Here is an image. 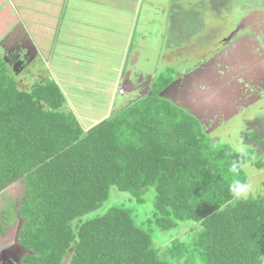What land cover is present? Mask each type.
<instances>
[{"label":"trees","instance_id":"16d2710c","mask_svg":"<svg viewBox=\"0 0 264 264\" xmlns=\"http://www.w3.org/2000/svg\"><path fill=\"white\" fill-rule=\"evenodd\" d=\"M166 77L84 132L54 81L21 89L0 61V234L22 221L13 264H264V180L247 199L232 190L264 158L214 141L162 98Z\"/></svg>","mask_w":264,"mask_h":264},{"label":"crops","instance_id":"0c3cea01","mask_svg":"<svg viewBox=\"0 0 264 264\" xmlns=\"http://www.w3.org/2000/svg\"><path fill=\"white\" fill-rule=\"evenodd\" d=\"M188 1L0 0V61L20 87L44 79L54 81L65 97L66 110L78 123L82 121L83 131L88 132L112 114L149 96L154 81L163 74L161 62L167 58L179 61L184 55L177 53L174 42L173 25L179 23L174 9L186 8ZM205 3L210 7V1ZM218 5L219 10L217 5L215 8L221 13V0ZM250 14L251 22L235 31L228 42L230 48L221 47L218 59L228 66L242 54L248 58L247 72L255 78L259 71L253 65L264 60V49L254 43L253 27L261 38L264 27L256 22L258 14L254 10ZM192 15L197 17L198 12L194 9ZM219 45L220 40L216 47ZM239 48L245 51L239 52ZM255 51L256 59L247 56ZM203 60L200 68L183 78L178 74L181 70L174 69L177 64L173 68L165 66L166 72L170 69L178 75L162 98L178 101L187 92L185 80L194 79L197 72L208 67ZM196 91L204 95L209 90ZM99 103L98 109L94 108Z\"/></svg>","mask_w":264,"mask_h":264},{"label":"rangeland","instance_id":"374dc122","mask_svg":"<svg viewBox=\"0 0 264 264\" xmlns=\"http://www.w3.org/2000/svg\"><path fill=\"white\" fill-rule=\"evenodd\" d=\"M202 1H205V2L210 1L211 2L210 7L211 6L215 7L217 5L218 10H219V5H218L219 0H189L187 2L186 8L177 6L174 9V13L175 12L176 14L178 13V20H179V23L176 22L173 25L174 32H176V35L174 37L175 39L174 42L176 43V46L178 48L177 53L178 52L181 53L182 51V53H185V54L183 56H179V61L171 62V60L167 58L161 62L162 69L160 70V73H163V75L165 74L167 76L166 79L175 80V77L178 74H180L179 75L180 78L192 75V73L194 72V69L200 68L202 65H199L200 61H197V59L193 58L192 55L190 56L187 55L186 49L188 48L189 51L200 50L201 49L200 48L201 47L200 45L201 37L206 35L209 38L211 34H215V35L221 34V30L217 29L218 26H216V24H219V21H218L219 18L217 16L219 12L217 15H212L210 17V25L208 24L202 25V20L205 19V17L209 15L210 13L209 6L205 2H202ZM229 1L221 0V6L223 8L228 7L229 9V6H230ZM247 1L248 0H239V2H242L244 6ZM194 9L195 11L198 12L197 17H194L193 15L191 16V11ZM244 11L245 9L243 7L240 8L241 13H243ZM253 28H254L253 36H255L256 34L255 30L257 27H253ZM249 32L252 33V31H249ZM169 35L170 33L168 30V36ZM244 37H251V36L246 35ZM256 38L257 39L259 38L258 33L256 34ZM214 42L216 44L218 40ZM261 45H262V48H264L263 40H262ZM212 47L214 48L215 46H212ZM220 51L221 49H218L216 53L213 52V54H211L210 56L208 55L207 58H205V61L207 62L208 67L202 68L201 71L197 72L196 77L194 79L190 78L191 80H185V83H186L185 90L187 89V92L182 94V96L179 97L177 99L178 101H176L175 103L181 108L191 110L192 113H194L196 116H198L202 120L201 122L203 123V125H208L209 118L214 117V119H217L216 122L219 121L218 124H220V126H214L213 129L208 130V132L212 134L214 141H218V139L220 138V140L223 141L222 144L224 143L232 144L233 143V146L237 150L245 149V150L250 151L252 146L258 142L256 137H259V135L261 136V134L263 133H255L254 130L244 129V127L246 126L245 124H243L244 126H239L240 121H239V118H237L239 114L236 112L238 107L236 106L240 103H242V105L245 104L243 102L245 98L244 97L245 89L243 86L249 85L250 87H252L255 84L256 86H260L261 82L258 84L253 83L251 82V80H248L245 77V74L241 75L237 73L240 70L247 69V68L244 69L243 65H241L240 59L238 58H236V61H233L228 66L223 65V62L220 59H218V55H220ZM259 51L261 53L260 48H259ZM255 52L253 54H255ZM165 56L166 54L164 55V57ZM209 59L211 62L209 61ZM2 63L5 64L4 62ZM233 64L234 66H232ZM261 64L263 63L260 62L258 63V66L253 65V67L255 66L256 69H259L261 68L260 66ZM174 65H176L174 69L177 68L178 72H180L181 70L180 73L177 74L176 72L174 74L173 70L171 71L170 69L169 71L166 72L168 67L171 66V68H173ZM165 66H168V67H165ZM236 70L238 71L236 72ZM24 79H27L26 76L24 77ZM29 86H32V85L29 83ZM29 86L26 85L25 88L21 86L20 88L25 89V90H30ZM188 86L189 88H187ZM199 89L204 90V91H207V90L209 91L205 93L204 95H197L196 90H199ZM190 91L193 93H191ZM100 105L101 103L97 105H93V106L94 108L98 109ZM232 105H233V108H231ZM252 105H255V102L250 104L248 108H251ZM245 109H247V107ZM261 112L262 111H258L255 113V115L260 113L264 117V112L262 113ZM250 115H252V112L250 113ZM79 123L81 124V127L84 129V126H85L84 123L82 121H79ZM261 123L264 124V121L261 120ZM238 128H239V131L236 130ZM251 134L253 136H251ZM230 135H233V136H230ZM242 138L245 140L247 139V145H241V143H238L239 140ZM262 143H264V141H262ZM251 150H253V148ZM255 154H257L260 160H263L264 153H262L261 155H258V153L256 152ZM247 172L249 173L248 178H252L253 180L259 176H261L260 180L264 178V174H262L261 171H257L253 167L251 168V166L247 167ZM251 186L254 189V192L252 195H255L256 193L260 191V188H261L260 184L256 185L255 183V185H251ZM22 190L23 189L20 184H15L6 191V194L7 196L12 197L14 202H16L19 198L22 197L23 195ZM0 206L4 207L3 200L1 199H0ZM19 224H22V221H19ZM15 226L17 229V224ZM12 228H15V227H12ZM19 232H20V228L19 230H17V232L14 231V233H19ZM9 236H10V233H9ZM9 236L7 238H4L3 235L0 234V254H1L0 264H13V262L15 261L18 262L17 259L14 260V256H13L14 250H13V246L11 245L12 239ZM16 249L20 250L19 247H16Z\"/></svg>","mask_w":264,"mask_h":264},{"label":"flooded vegetation","instance_id":"af4514ba","mask_svg":"<svg viewBox=\"0 0 264 264\" xmlns=\"http://www.w3.org/2000/svg\"><path fill=\"white\" fill-rule=\"evenodd\" d=\"M229 5H230L229 9H228V7H226V8L222 7V12L219 14H218V10L215 9V7H212V6H211V8L209 7L210 13H209V15H207L205 17V19L202 20V25H206V24L210 25V17L212 15L218 14L217 16L219 18V20H218L219 24H216V26H218L217 29L221 30V34H218V35L211 34L209 38L206 35L201 37V43H200L201 49L196 50V51H189V49L187 48L186 49L187 55H189V56L192 55L193 58H195L197 60H201L200 61V63H201L204 58H207V56L209 54H213V52H216L221 47L229 49L231 46V43L229 44L228 42L231 40L235 31L240 27L246 26L245 23L251 22L250 12H252L253 10L255 13L258 14V18H257L256 22H258V24H260L259 27H264V14L262 15V12H261V11H264V0H248L245 3V6L242 4V2H239V0H230ZM242 7L245 9V11L243 12V13L246 12L245 14L240 12V8H242ZM247 13L250 15V18H249V16H247ZM234 26H236L237 28H234ZM258 30H259V28H258ZM256 34H257V30H256ZM252 38H253V40H255L254 41L255 44L262 46L261 44H262V40L264 41V38L262 39L261 36H259L258 40L255 36ZM216 40H218V41L220 40V45L218 47H216V44L214 42ZM239 40H240V38H239ZM212 46H215L216 48L215 47L213 48ZM244 48H246V47H244ZM244 48H239V52H241V49L244 52L245 51ZM262 49H264V48H262ZM180 54H185V53H180ZM228 55H230V54H228ZM239 55H240L239 59L241 61V65H243V67L245 69L247 67L246 62H248L245 60L248 58L243 56L242 54H239ZM247 56H250L253 59H256V52H255V54H253L252 52H249V54ZM206 60H208V59H206ZM204 61L205 60H203V62ZM258 62L259 63L262 62L264 64V61H262V60H259ZM263 64L260 65L261 68L258 69L259 75H256L255 78H251V75L247 72L246 69L244 70V71H246V73H244L243 70H242V72L239 73L241 75L245 74V77L248 80H251V82L257 83V84L261 82V84H260V86H256V84H255L254 86H252L253 88L250 87L249 85L243 86L245 89L244 90L245 91L244 92L245 98H244L243 102L245 104L242 105V103H240L236 106V107H238L236 112L239 114L237 116V118H239V121H240L239 126H244L243 124H245L246 126L244 127V129L254 130L255 133H263V134H261V136L259 135V137H256L258 142L252 146V148L256 150L258 155H261L262 153H264V143H262L260 141V137L264 138V124L261 123V120L264 121V117L260 113H258L259 115L258 114L255 115V113L258 111L264 112V65ZM233 72H231V73H233ZM22 84L25 86L26 85L25 81H24V83L22 82ZM254 102H255V105H252L251 108H248V106ZM246 107H247V109H245ZM231 108H233V105L231 106ZM251 112H252V115H250ZM216 120L217 119H214V117L208 119L209 129H213L214 126H220V124H218L219 121L216 122ZM236 130L239 131V128ZM216 131H218V130H216ZM218 133H220V132H218ZM230 136H233V135H230ZM261 172H262V174H264V171H261ZM260 178H261V176H260ZM248 179H249L248 180L249 185H255V183H260L258 177L255 178L254 180L252 178H248ZM263 180H264V178H263ZM19 225H21V224H19ZM19 225H17V229H16V227L10 228L9 232H8V233H10L9 237L12 239L11 245L13 246V250L15 252L21 251V250L16 249L17 243H18L16 237H18V233H14V231L17 232V230H19V228H20ZM13 234H14V236H13ZM5 242H7V241H5ZM14 251H13V256H14V260H16L17 256L14 253Z\"/></svg>","mask_w":264,"mask_h":264},{"label":"clouds","instance_id":"9594fccd","mask_svg":"<svg viewBox=\"0 0 264 264\" xmlns=\"http://www.w3.org/2000/svg\"><path fill=\"white\" fill-rule=\"evenodd\" d=\"M232 190H233V194L237 198H242V199H247L254 192V189H253V187L251 185H249L247 183H244V182H240V181H237L233 185V189ZM17 245H18V243H17Z\"/></svg>","mask_w":264,"mask_h":264},{"label":"built area","instance_id":"2783aa9c","mask_svg":"<svg viewBox=\"0 0 264 264\" xmlns=\"http://www.w3.org/2000/svg\"><path fill=\"white\" fill-rule=\"evenodd\" d=\"M119 95L123 96L124 95V91L123 90H120L119 91Z\"/></svg>","mask_w":264,"mask_h":264},{"label":"water","instance_id":"95a60500","mask_svg":"<svg viewBox=\"0 0 264 264\" xmlns=\"http://www.w3.org/2000/svg\"><path fill=\"white\" fill-rule=\"evenodd\" d=\"M168 88H169V87H168ZM168 88H167V89H168ZM167 89H166V90H167ZM166 90H164V91L162 92V94H163L164 92H166ZM162 94H161V96H162Z\"/></svg>","mask_w":264,"mask_h":264}]
</instances>
